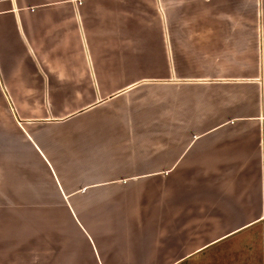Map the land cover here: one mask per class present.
<instances>
[{
    "label": "crops",
    "instance_id": "crops-1",
    "mask_svg": "<svg viewBox=\"0 0 264 264\" xmlns=\"http://www.w3.org/2000/svg\"><path fill=\"white\" fill-rule=\"evenodd\" d=\"M3 205L47 248L2 249ZM258 223L264 0H0V264H180Z\"/></svg>",
    "mask_w": 264,
    "mask_h": 264
},
{
    "label": "rangeland",
    "instance_id": "rangeland-1",
    "mask_svg": "<svg viewBox=\"0 0 264 264\" xmlns=\"http://www.w3.org/2000/svg\"><path fill=\"white\" fill-rule=\"evenodd\" d=\"M20 210L25 214L24 207L2 206V249H38L47 244H43L40 233L35 228L31 237H26L27 231L31 230L28 223L18 221L13 218L14 215L20 214ZM12 216V217H11ZM263 223H258L249 229L243 230L219 244L215 248L206 250L202 255L181 262L180 264H264V227ZM35 240L33 243L29 239ZM47 241V239H46ZM235 245L232 249L231 246ZM239 247V249H238ZM88 256V255H87Z\"/></svg>",
    "mask_w": 264,
    "mask_h": 264
}]
</instances>
